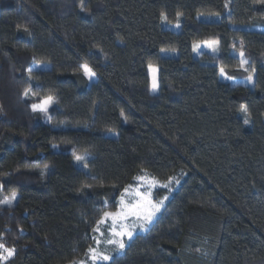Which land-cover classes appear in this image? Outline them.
<instances>
[{
	"label": "trees",
	"instance_id": "16d2710c",
	"mask_svg": "<svg viewBox=\"0 0 264 264\" xmlns=\"http://www.w3.org/2000/svg\"><path fill=\"white\" fill-rule=\"evenodd\" d=\"M263 18L264 0H0V201L16 193L0 203L4 264L76 263L142 173L176 186L108 264H264ZM203 42L219 54L195 58ZM234 53L252 89L219 79L240 73ZM48 96L43 122L31 106Z\"/></svg>",
	"mask_w": 264,
	"mask_h": 264
},
{
	"label": "rangeland",
	"instance_id": "374dc122",
	"mask_svg": "<svg viewBox=\"0 0 264 264\" xmlns=\"http://www.w3.org/2000/svg\"><path fill=\"white\" fill-rule=\"evenodd\" d=\"M218 19H219L218 16H199L198 17V20L205 21V22H216V21H218ZM176 25L177 24H167L164 21L161 22V26L164 29H168V30H171V31H174V32H178L179 31V27H176ZM240 28L249 29L247 27H240ZM252 29L253 30H257V31H264V18L261 19V21L256 26H253ZM209 44H213L214 45L215 51H213V49L211 47L207 46ZM202 54H206V55L212 56V57L217 56L219 54L217 42H203V43L195 44L194 47H193V56L196 58V57H198V56H200ZM234 54L237 55L239 57V59H240V64H239V68H238V71L240 73L236 77H230L225 72V70H224V73L221 74L220 70H221L222 67H218L219 79L222 82L228 83L230 85H244V86H247L248 88L252 89L253 88V82H254V71L251 70L247 64H243V65L241 64V61L245 60L243 58V56L240 55L241 53H234ZM161 55L164 56V57H168V56H174V53L169 52V51H162ZM47 68H48V66L44 65V64H33L30 69L31 70H42V69H47ZM151 69H153V68L149 69V75H150V79H151V90H152V92H155L156 89L154 90L152 88V83H153V76H155V79H157V74H156V71H155V73H153V71ZM154 69L156 70V68H154ZM245 69H247V70H245ZM249 76L252 77L251 80L248 79ZM85 77H86V79L89 82H92V81L95 80V76H92L91 78H89L88 76L85 75ZM51 105L48 107V110L50 109ZM242 109L240 111V116H241V118L243 120L246 121L247 119H246L245 111H243ZM48 110H47V112H48ZM33 112L37 113V114H40L41 119H42L43 122H47L48 121V119L46 117L47 112H42L39 109L36 110V111H33ZM109 135L110 136H114L115 134L110 133ZM76 156L84 157V159L81 160V161H77L75 159ZM85 159H86V156H84V155H75L74 158H73V162H74V164H75V166L77 168L85 169V167H84ZM141 176L146 177V181L147 182L146 181L137 180L136 179L137 177H136L132 181V183L126 187L128 189V191L125 192V189H126L125 188L120 193V195H119V197H118V199L116 201L117 202L116 210L113 213L120 211V209H121V197L122 196H123V200H124L125 204H128V205L135 204L136 201H138L140 199V197L137 195V189L139 190L140 193L147 194L148 198L154 204H159L160 201H163V203L160 205L159 211L155 213V215H154V217L152 219V222L150 224L146 225V230H140L139 226H137V229L134 232L133 238L135 236H137V235H143V234H145L148 231L150 226L154 223V221L159 217L160 213L162 212L164 204H165L166 200L168 199L169 193L176 186L175 185V181H173V180H170L167 183H160V182L157 181V183L151 184L150 182H151V180L153 178H151L146 173H142L138 177H141ZM165 184H167V187H163L162 186V185H165ZM158 191H165V192H167V195L165 194L164 196L160 197L158 195ZM2 204H9V203H2ZM101 220H102V218L100 219V221ZM100 221L97 223L96 227L93 229L92 246L90 248L99 249L100 251H103V252H105L106 254H108L110 256L120 255L123 250L120 251V250L116 249L115 246L109 245V244L106 243V241L109 238H111V233H110V228H111V224H112L111 219H108L106 222H103V223H100ZM126 222L129 223V224L136 223L137 225L142 223V221H138L134 217H129L128 221H126ZM97 228H99V231H96ZM131 240H128L125 237V243L126 244L129 241H131ZM98 241H99V243H98ZM5 262L6 261L0 262V264H4ZM82 262H83V264H92V261H91V259L89 257V252L88 251H87L86 255L82 259H80L79 261H77L74 264H82ZM103 263L104 262H100V264H103Z\"/></svg>",
	"mask_w": 264,
	"mask_h": 264
},
{
	"label": "snow or ice",
	"instance_id": "6c2138e0",
	"mask_svg": "<svg viewBox=\"0 0 264 264\" xmlns=\"http://www.w3.org/2000/svg\"><path fill=\"white\" fill-rule=\"evenodd\" d=\"M162 18L166 19V16H163ZM176 27H180L179 23H177ZM208 47H211L213 51H215V47L213 44L207 45ZM243 56V53L240 54ZM247 61L242 60L241 64H246ZM81 68L84 72V75L88 76L91 78L92 76L95 75V73L92 71V69L87 65H81ZM153 73H155V69H151ZM247 70V69H245ZM31 71V70H30ZM221 74L224 73V69L221 68ZM249 80L252 79L251 76L248 77ZM157 87L156 79L155 76H153V83H152V88L155 90ZM25 95H27V91L25 92ZM54 98L51 96L46 97L44 100H42L39 104H33L32 110H40L42 112H47L48 107L53 104ZM243 111H247L246 108L242 109ZM247 123V121H245ZM75 159L77 161H81L84 159V157L81 156H76ZM137 180L140 181H146V177L141 176L137 177ZM172 178H170L171 180ZM147 182V181H146ZM178 182V181H177ZM151 184L157 183L154 179L151 180ZM163 187H167V184L162 185ZM128 189H125V192H127ZM137 195L140 197L138 201H136L135 204H125L123 200V196L121 197V209L118 212H104L102 220L100 223L106 222L108 219H111L112 224L110 228V233H111V238H109L106 243L109 245L115 246L116 249L122 251L126 247L125 243V237L128 240H131L133 238L134 232L137 229V226H139L140 230H146V225L150 224L152 222V219L155 215L156 212L159 211L160 205L163 203V201H160L159 204H154L149 198L147 194H142L139 192L137 189ZM16 193L13 192L11 194V197L5 201H0V203H9L11 202L12 199H15ZM129 217H134L138 221H142L139 225L136 223H127ZM96 231H99V228L96 229ZM99 243V241H98ZM15 250L12 248H8L5 246L4 243H0V262L7 261L10 257L14 255ZM89 257L92 261V264H100V262H104V264H108L109 261H114V257L106 254L103 251H100L99 249H93L89 248ZM83 264V262H82Z\"/></svg>",
	"mask_w": 264,
	"mask_h": 264
}]
</instances>
